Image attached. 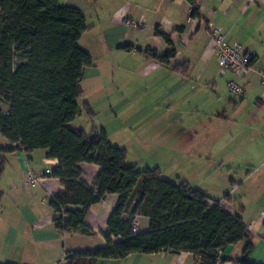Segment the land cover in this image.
<instances>
[{
    "label": "crops",
    "instance_id": "obj_1",
    "mask_svg": "<svg viewBox=\"0 0 264 264\" xmlns=\"http://www.w3.org/2000/svg\"><path fill=\"white\" fill-rule=\"evenodd\" d=\"M58 1L78 8L85 18L88 13L106 15L115 25L125 26V18L132 19V10L133 17L139 11L149 15L147 27L131 29L139 37L135 40L139 51L156 50L158 55H163L174 49L175 56L169 65L147 58L145 70L158 75V79L163 77L159 80L164 85L162 91L150 94L140 108L117 105L115 115L121 114L125 123L136 127L135 131L143 129L144 136L141 139L135 132L122 144L126 143L127 152L132 145L142 149L140 143L144 139L162 133L167 141L163 145L173 155L194 154L198 158V171L210 177L208 186L195 188L223 202L233 214L242 209L240 215L253 246L248 259L264 264V86L258 75L264 69V0H193V4L187 0H135L133 5L126 0ZM191 7H196V16H191ZM209 24L220 27L230 44L241 45L254 53V72L245 78L225 72L241 81L244 86L241 96L232 95L229 89H218L216 78L221 73ZM158 32L167 35L170 44ZM176 64L180 68L175 69ZM256 83L262 89H253ZM1 107L4 111L8 109L5 104ZM74 122L71 126L79 128ZM171 127L173 131L169 132ZM108 138L113 146L122 145ZM10 145L0 136L1 147ZM2 155L6 162L0 176V194H3L0 196V263L63 264L65 253L79 251L85 240L95 237L99 245L105 244L101 232L106 230L117 195L110 194L89 208L84 222L93 234L60 232L55 227V214L48 200L64 186L59 178L45 172L56 166L57 160L47 158L41 149L28 154L8 151ZM176 165L180 166L179 162ZM79 168L82 180L93 185L99 166L81 162ZM29 177L39 180L31 182ZM29 193V199L21 197ZM10 194L13 196L8 197ZM225 195L229 196L226 200ZM138 218L141 225L138 232L146 231L148 219ZM244 247V241L224 247L219 251L217 264H237ZM134 256H147L159 264H197L189 252L132 254L127 258Z\"/></svg>",
    "mask_w": 264,
    "mask_h": 264
},
{
    "label": "trees",
    "instance_id": "obj_2",
    "mask_svg": "<svg viewBox=\"0 0 264 264\" xmlns=\"http://www.w3.org/2000/svg\"><path fill=\"white\" fill-rule=\"evenodd\" d=\"M197 14L193 7L191 16ZM86 29L84 14L58 0H0V136L11 144L0 146V176L6 162L3 152L41 149L47 158L56 159L49 175L59 178L64 189L48 203L60 232L93 234L84 222L89 208L117 195L101 232L105 244L67 251L63 264H97L101 259L160 252H189L197 264H217L219 251L240 241L245 247L236 263L257 264L248 259L253 246L242 209L233 214L223 202L185 181L162 178L156 168L137 169L103 129L87 134L71 126L81 114L84 68L92 64L91 55L79 45ZM158 34L170 44L167 35ZM144 53L163 65L175 56L174 49L163 55L156 50ZM84 109L93 115L88 104ZM81 162L99 166L93 185L82 180ZM134 216L148 219L146 231L133 233Z\"/></svg>",
    "mask_w": 264,
    "mask_h": 264
},
{
    "label": "rangeland",
    "instance_id": "obj_3",
    "mask_svg": "<svg viewBox=\"0 0 264 264\" xmlns=\"http://www.w3.org/2000/svg\"><path fill=\"white\" fill-rule=\"evenodd\" d=\"M126 1L132 5L135 3V0ZM192 9L193 7L190 9L191 13ZM132 12V19L127 17L124 20L125 26L111 23L106 15L95 16L94 13H88L85 18L87 29L79 41L81 48L91 55L92 64L84 68L81 82L82 92L78 100L81 114L75 119L74 125L83 129L87 134L91 133L94 128L97 130L103 129L113 142H119V144L130 139L132 135H135V132L139 136L141 135V139L144 136H142L143 129L135 131L136 127L125 123L121 114L115 115L117 105H125L128 109L140 108L148 100L150 94L153 95L157 91H162V86H164L159 81L163 80V77L159 76L158 79V75L150 74V71L145 70L147 67L146 63H148L144 53L146 49H144L143 53L139 51V45L135 43V40L139 39V37L136 34L134 35L131 30L136 27H147L150 23L149 15L144 11H139L134 18ZM145 34L144 32L143 35ZM131 45L134 47L133 50L125 48V46ZM229 75L228 73L217 75L218 89H228L226 86L228 80L237 81L235 76ZM253 85V89H262L259 83ZM89 103H92L90 107H93L91 108L94 112L93 115H89L84 109V105ZM147 119L149 118L147 117ZM171 131H173L172 127L169 132ZM165 140L162 133H160L159 135H154V137L151 135L150 139H144V142L140 143L142 149L132 145L128 147L127 152L124 147L126 143H123L120 148L126 150L127 163L134 164L139 170L147 167L156 168L162 178L174 183L185 181L194 189H200L195 188V186H208L210 182L209 175H202L196 168L198 158L194 154L179 157L173 155L163 145L164 142H167ZM177 162H179L180 166L176 165L174 167ZM0 196H3V194L1 193ZM7 196L4 195V197ZM12 196L13 194H10L8 197ZM21 197L29 199L31 193L28 195L22 194ZM138 228H141L140 220ZM99 244L97 238L94 237L85 240L82 245H79L78 249H95L101 246ZM134 257H126L119 260L101 259L97 264L156 263V261L154 263L150 258H146L147 256H142L144 258H138L140 256Z\"/></svg>",
    "mask_w": 264,
    "mask_h": 264
},
{
    "label": "built area",
    "instance_id": "obj_4",
    "mask_svg": "<svg viewBox=\"0 0 264 264\" xmlns=\"http://www.w3.org/2000/svg\"><path fill=\"white\" fill-rule=\"evenodd\" d=\"M208 26L210 35L217 49L216 57L219 72L221 74L230 72L236 76L241 77L242 79L254 72V53L241 45L230 44L227 40L225 32L220 27L213 24H209ZM258 75L261 85L264 86V69L258 72ZM227 87L231 94L234 96H241L244 92L243 84L239 80H228ZM45 172L46 174H49L50 169H46ZM28 180L31 182H36L37 180H39V178L29 177ZM126 217H130V215L126 214ZM138 227L139 218L138 216H134L132 219L133 233L138 232ZM65 256L66 255H64V257Z\"/></svg>",
    "mask_w": 264,
    "mask_h": 264
}]
</instances>
